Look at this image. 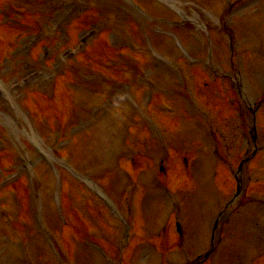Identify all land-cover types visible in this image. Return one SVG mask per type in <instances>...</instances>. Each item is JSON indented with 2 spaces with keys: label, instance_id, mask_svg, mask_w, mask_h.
<instances>
[{
  "label": "rangeland",
  "instance_id": "1",
  "mask_svg": "<svg viewBox=\"0 0 264 264\" xmlns=\"http://www.w3.org/2000/svg\"><path fill=\"white\" fill-rule=\"evenodd\" d=\"M99 2H107L108 0H98ZM144 7L145 3L143 0H138ZM183 3V6H180V3ZM234 1V0H232ZM175 3L179 4L180 8L182 9L183 13L185 15H188V17L196 22L197 25L204 24L203 22L205 20L203 10L197 5V3L202 4L203 6L209 7L212 14L209 16L207 21L210 23V20L212 17L215 19H222L224 16V13L227 12L228 6L225 4L224 0H176ZM72 3H70L68 0H59L57 7L58 10L53 15V19L50 20L48 25L44 24V27H47V30L53 34L57 33L56 30L61 29L57 28L59 25H57L58 22L64 20V17H66L68 14H70L73 10L71 7ZM119 5L125 9V11L132 16V18L141 26L144 27L145 31L148 32V34L153 37V43L158 47L161 51H167L169 49V45L166 42V37L168 36L166 33L172 32V24L173 22L178 21V15L174 12H168L167 15H162L161 12H158L156 10H150L152 14L149 13L151 17H158L162 16L167 19L165 24L159 23H152L150 26H148V21L141 13L138 12V9L135 7H132L130 5L124 4L122 2L119 3ZM146 5L148 6V3L146 1ZM114 8V5H112ZM264 9V0H245L243 4H240L233 12L232 16L229 17V24L231 27L237 29V42L236 47L239 54V63L240 67L242 69L243 73V81L245 84V87L252 99L257 98L262 85L264 83L263 77H264V15L261 19L256 20V15L258 14L260 10ZM153 15V16H152ZM253 15V16H252ZM259 16V15H258ZM259 21V22H258ZM30 22V21H29ZM242 22H244L242 24ZM258 22V23H257ZM32 24V22H30ZM237 23V24H236ZM242 25H241V24ZM120 24V25H117ZM256 25L254 27H250L252 25ZM114 28H111L112 30L117 28H121L122 25L119 21L113 22ZM117 25V26H115ZM199 28V26H197ZM204 27V26H203ZM4 28H0L2 30ZM200 29V28H199ZM206 29V28H205ZM156 30H160V33L163 35L162 39H158L157 36H155ZM3 31V33L0 34V73L1 76L4 77L5 83L2 84L4 94H6V98L0 97V122L5 123L7 122L10 128V137L11 139H7L4 137V141L0 142V148L5 146L6 142L11 141V145L14 148V151H17L18 154L23 155V158L27 160V163H22L14 167V171L17 172L18 175L30 177L31 176V169L38 168L39 173L43 174L49 168H54V175L56 179L59 176L58 169L61 171V163L60 161L55 157L54 153L55 151H60L61 145L54 146L53 137H49L45 135L43 138L40 136L36 126L37 123L39 124L40 119H43L42 117L39 119L40 112H46L45 108L42 110L39 105L35 104L34 99L42 100L41 97L37 94L32 93L31 91H36L35 89H44L46 86V82L44 81L46 78L51 77L54 72V66L58 62L57 59L60 57H63L65 59H68V55L71 51L67 50L66 48L72 47V46H64L60 45L58 46L54 52L56 60L54 63L50 64V68L47 67V65L44 63L43 60L38 61H31L27 55L30 52L31 42L30 37L25 36L24 39H22L20 36L12 34L11 37L9 36L12 31ZM165 32V33H164ZM190 31H173L176 35H178V39L180 40L182 44V50L181 52V58L185 60H193L196 62H199L200 64H203L206 57H208V53L206 48L203 47L202 38L200 37V34L198 31L196 33H193L197 37L194 38L193 35H189ZM207 32V31H206ZM83 33H75L74 34V40L73 43L81 37ZM165 36V37H164ZM177 37V36H176ZM218 38L214 34V38ZM220 38V37H219ZM228 38V37H227ZM263 39V40H262ZM222 42L224 43L218 47L214 48L213 53L214 56L211 58L213 59L212 62L214 66L224 72H228L230 75L235 76L237 73L233 72L230 69V50L228 43L226 42V37L222 38ZM13 41L14 44H10L9 42ZM134 44H138V42L132 40ZM12 42V43H13ZM29 42V43H28ZM219 44V41L217 42ZM18 47V49H17ZM204 48V50H203ZM16 49V50H15ZM46 49L44 47L41 48V52L45 51ZM247 50V51H246ZM13 51V52H12ZM96 52L97 50L94 49ZM12 52V54H11ZM254 53V54H253ZM11 54V55H10ZM42 54V53H41ZM39 55L40 59L42 58V55ZM12 56L17 57H25V61H22L21 59L12 61ZM175 61L180 57L178 54L175 53ZM140 62L142 65L146 66L147 62L139 57ZM159 59L155 61L156 67L161 66H170L165 61L164 62H158ZM185 60H181V64L184 66V63H186ZM211 60V59H210ZM17 61V62H16ZM31 61L28 67H25L24 65ZM21 65V66H20ZM151 65V62H150ZM15 67V70L13 71V68ZM18 67V68H17ZM97 67V64H95V68ZM51 70V71H50ZM148 71L153 70V67H148ZM177 74H180L176 72ZM148 74H152L148 72ZM115 78L119 79L120 76L115 74ZM161 78H164L161 79ZM90 82L92 83H105L104 86H108V84H111V82H108L106 79L98 81L97 79H91ZM158 85L163 87L164 89H172L175 93V91L178 90L177 87L173 85V79L166 75L165 77H159L156 82ZM20 84L24 85H30L29 87H33L34 89L29 90L28 97L23 99H20ZM171 85V87L169 86ZM90 87L94 89L98 94H100V98L96 96V99L99 101L100 106L102 108L106 107H112L115 110H119L121 113H126L129 111H126L121 108V103H141L144 99V94L148 93L146 88L143 91H137L134 88L129 89H118V87H110V88H103L98 84L90 85L86 83L84 86H82L81 91L79 93L80 98L83 100V107L84 110L87 111H93L95 108V97L88 98L86 94H89ZM124 88V87H122ZM66 90L62 88L61 92H59L61 98L59 99V103L61 104V107L64 108V111L67 113H62V116L58 118L59 121H63L65 117L69 115L70 121L68 122L69 125H67L64 129H62L63 133L62 136L64 138L67 137V135H70L71 133H79L83 128L81 127L82 124H84L83 121H87L88 117L84 118L86 115H84L82 118L81 116L76 115L75 108L70 104L69 97L66 94ZM179 93V92H178ZM167 101L168 104H164L167 108L170 107L172 110L177 109L178 105L179 108L181 107L180 111L186 112L187 109L193 114L194 123L188 128L183 129L181 126L180 129L177 128L179 131L175 137H170L169 142L170 146L173 148H179L182 149L181 152H186L189 149L194 153V157L188 158V161L190 162V167H192L191 177L188 179L186 176V173L184 174V171H182L180 174L176 175V185H174V188L172 189V192L176 195L173 196V200H176V208L175 212H173V205L169 202L171 201L169 199V194L166 195L162 192L161 189H158V182H157V175L159 171V164L163 160V158L166 156L165 149L157 143V145L152 144L151 147L147 149L146 147L142 148V151L144 154L150 155L151 158L154 160H157L158 163L156 164V167L149 166L147 170L150 168L149 172L139 174L135 177V181L130 180L127 176L120 177L114 175L113 181L114 182V189L118 190L117 194L119 198H121V193L125 194L128 192V195L126 196L127 200L125 199L124 204L130 205L132 207V214L134 217H136V206L140 204L139 202L143 203L144 198H150L151 201V210L149 211V214L154 215L153 221L145 220L144 229L146 230L148 236H151V234H155L158 231L162 230V228L166 225V220L168 218V215L172 213L173 217L179 216L180 219H182V222L185 227V233H186V250L188 256L192 259V257L196 256L200 253V250L202 247L198 246L199 238L194 233V229L191 226L193 223L196 226L194 222V218L196 216H204L208 224L209 222L212 223V221L215 218V215L219 211V209L222 207V205L231 197L228 195L231 194L232 187H234L233 184V177L230 174L226 173V169L222 165V168H219L221 166L220 160L214 156L211 152V149L209 147V151L207 149V146L212 145L213 139H211L208 134L210 133V128L213 127L214 131L219 132V124H217V117L215 113H210V117L206 118L203 114H199L200 116L196 117V113L198 112V109H193L186 101H184V97L180 94L175 95V98H171ZM137 100V101H136ZM75 101V100H74ZM59 103H52L51 106H49L48 110L54 109ZM42 105V104H40ZM45 105V104H44ZM137 105V104H136ZM182 105V106H181ZM117 106V107H114ZM30 108V109H29ZM114 109L111 111L114 113ZM205 109H209L206 108ZM205 112H208V110H204ZM56 114V113H54ZM127 115V116H126ZM123 114L122 116L125 117V119H128L130 117L129 113ZM55 116H46L50 119L55 120ZM101 124H100V132L97 135L92 136L91 141L92 142L90 148L87 144L83 145L81 148L80 159L86 168L89 169V171L92 172V175L95 178L100 177L101 171H107L109 168H114L116 159L123 156L125 151L120 147L122 146V133L121 130V121L117 118L113 117H106V116H100ZM196 117V119H195ZM231 117V116H230ZM169 115L167 116L166 121L161 118L162 123L168 124L169 121ZM124 120V119H122ZM39 121V122H37ZM54 123V122H52ZM230 126L228 130L226 131V136L229 137L233 134V127L235 124L234 120H230L229 122ZM103 126H107L105 128H102ZM94 129H88L87 131L91 134ZM226 130V128H225ZM70 132V134H67ZM176 132V131H175ZM190 134V135H189ZM192 134V135H191ZM138 136H141V139H138ZM148 134L144 131H139V133L136 136V141L141 143L143 140V145L146 144ZM178 136V137H177ZM194 136H196V140H194L195 143L191 137L194 139ZM3 137V136H1ZM168 137V136H167ZM150 138V136H149ZM199 140L203 141L199 143ZM6 141V142H5ZM195 143V144H193ZM83 144V143H82ZM81 144V145H82ZM114 145L111 150H109L110 145ZM95 145H101L103 146V155L100 154L99 157L97 156V152L95 155V158L92 159V153L94 154V151H92L95 148ZM136 149V148H134ZM147 149V150H146ZM140 151V150H139ZM198 152V153H197ZM77 156V154H76ZM116 158L113 159L112 157ZM1 159V156H0ZM181 159V158H180ZM228 160L230 161L229 157ZM93 161V163H92ZM172 162L175 160L171 159ZM175 163V162H174ZM182 163V162H181ZM182 165L179 166V168H176L178 173L182 169ZM158 166V167H157ZM63 168V167H62ZM222 169L226 174H223V182H219V178L217 180H214V172ZM146 170V171H147ZM185 170V169H184ZM10 174L6 175V179L8 180L10 178ZM0 177H4V175L0 174ZM93 178V177H92ZM212 182H215L212 187ZM218 184H217V183ZM221 183V184H219ZM190 185L192 187H196L197 189L201 186H206L207 191L202 192L201 194L196 195L197 200L196 202H191L190 199L187 197V195H184L182 192L186 189H189ZM2 187V185L0 184ZM223 186H226L225 194L223 195L220 192V187L223 188ZM173 187V186H172ZM209 187H212L211 190H209ZM3 188V187H2ZM127 189V190H126ZM154 189V190H153ZM7 190V189H6ZM180 190V193H179ZM132 191V192H131ZM151 192L149 194L145 193ZM172 193V194H173ZM205 194V196H204ZM130 195V196H129ZM189 195V194H188ZM2 196V191H0V197ZM129 196V198H128ZM149 196V197H147ZM11 198V195H9ZM7 197V199L9 198ZM37 197H39V194L37 193ZM229 197V198H228ZM2 201L5 199V196L1 198ZM124 199V197H123ZM165 199L166 202L163 200ZM169 200V201H168ZM10 201V200H9ZM81 203V202H80ZM195 206V210L191 211L193 209V206ZM82 205V203H81ZM153 205L157 206L156 210L153 209ZM197 206H199L200 211L197 210ZM185 207V208H184ZM182 208H184L182 212ZM159 211H158V210ZM195 211H198L197 215L194 216ZM249 213H254V211L249 210ZM261 214L264 215V210L260 209L259 211L255 212L254 215ZM142 217V214H138ZM259 215L260 219V225L264 223V217ZM183 217V218H182ZM113 224V228L115 232L122 233L124 232L125 228L117 225L116 221L113 219V217L110 218ZM200 225H203V221L199 223ZM117 225V226H116ZM210 226V224H209ZM152 230V231H149ZM113 231V233H114ZM209 231V228L207 229V232ZM245 235L243 233H237L233 230V233L230 234L229 239L227 243L224 246V250L227 255H229V263L233 261L231 264H235L237 261V257H245V259L249 258L252 254L256 253L258 250L262 248L261 245V239H263L262 230L259 229L258 224L253 222V226L249 227L247 230L244 231ZM204 237V234H202ZM228 237V236H227ZM208 239V234H207ZM205 247L207 245V241H205ZM118 242V240H117ZM122 241H120L119 244ZM121 247V246H120ZM248 251V253H247ZM8 251L5 250V253ZM148 255H151L152 261L151 263H147V260L145 257ZM137 258H135V262L133 264H157L158 257L155 254H151L149 252L143 253V254H137ZM176 263H183L184 257L183 253L173 258ZM170 260V257H167V261ZM118 262V261H117ZM119 263V262H118Z\"/></svg>",
  "mask_w": 264,
  "mask_h": 264
}]
</instances>
